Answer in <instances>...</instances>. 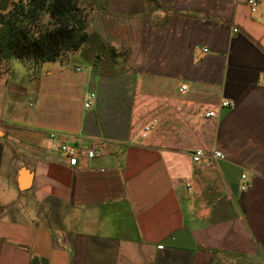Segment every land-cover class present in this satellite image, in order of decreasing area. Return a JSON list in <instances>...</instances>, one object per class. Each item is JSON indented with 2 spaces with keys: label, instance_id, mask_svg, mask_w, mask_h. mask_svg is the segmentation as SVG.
<instances>
[{
  "label": "crops",
  "instance_id": "1",
  "mask_svg": "<svg viewBox=\"0 0 264 264\" xmlns=\"http://www.w3.org/2000/svg\"><path fill=\"white\" fill-rule=\"evenodd\" d=\"M81 5L80 50L0 63V264H264V0Z\"/></svg>",
  "mask_w": 264,
  "mask_h": 264
},
{
  "label": "trees",
  "instance_id": "2",
  "mask_svg": "<svg viewBox=\"0 0 264 264\" xmlns=\"http://www.w3.org/2000/svg\"><path fill=\"white\" fill-rule=\"evenodd\" d=\"M81 0H11L0 13V63L56 62L88 41Z\"/></svg>",
  "mask_w": 264,
  "mask_h": 264
},
{
  "label": "built area",
  "instance_id": "3",
  "mask_svg": "<svg viewBox=\"0 0 264 264\" xmlns=\"http://www.w3.org/2000/svg\"><path fill=\"white\" fill-rule=\"evenodd\" d=\"M247 5L248 7L250 8V10L252 12H255L256 9H257V6H258V0H247ZM186 87L183 86L181 88V90H185ZM95 98V94H89L86 98V101H85V108H90L92 106V102ZM223 106L226 107V106H233L232 104L230 105V103L228 102H225L223 103ZM206 117H213L214 116V112H209L205 115ZM151 130V126H145L144 129H143V133H142V137L145 138L147 133L150 132ZM50 138L51 139H55L56 138V135L55 134H50ZM60 151L61 153H63L65 156H66V159H67V163L70 167H76L78 164H79V160H80V156L79 154L77 153V151L71 147H69L68 145H65V144H62L60 145ZM98 154V151L96 149H88L86 152H85V157L88 159V160H92L94 159ZM204 156V152L203 150L201 149H197L194 151L193 153V161L195 163H198L201 161V159L203 158ZM213 157L215 158H223L222 156V153H220L219 151H215L213 153ZM246 178V175H242L241 176V180H242V184L240 185V189L241 191H245L247 189V186L243 183V180ZM161 248V246H160Z\"/></svg>",
  "mask_w": 264,
  "mask_h": 264
}]
</instances>
